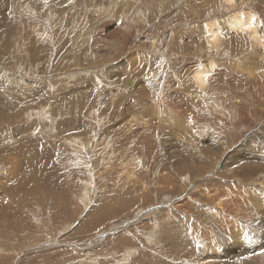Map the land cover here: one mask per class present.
Returning <instances> with one entry per match:
<instances>
[{
  "label": "rangeland",
  "instance_id": "rangeland-1",
  "mask_svg": "<svg viewBox=\"0 0 264 264\" xmlns=\"http://www.w3.org/2000/svg\"><path fill=\"white\" fill-rule=\"evenodd\" d=\"M235 11L264 33V0H0V264H208L259 244L264 46L225 28ZM105 198L134 202L74 234Z\"/></svg>",
  "mask_w": 264,
  "mask_h": 264
},
{
  "label": "bare ground",
  "instance_id": "bare-ground-1",
  "mask_svg": "<svg viewBox=\"0 0 264 264\" xmlns=\"http://www.w3.org/2000/svg\"><path fill=\"white\" fill-rule=\"evenodd\" d=\"M226 1L228 2V4L232 5L234 0H226ZM244 15H242L239 11H235L233 15L229 16L228 18H225V22H227V24H228V25L225 24V28H227L232 34H234V33L238 34L237 36H241V35H239L241 33L242 34L247 33L248 35H250V37H252L254 39V41L257 44H259V47L261 45L264 46V35H263L264 33L262 32L263 30H260L261 28L259 27L260 26L259 19L258 18L256 19L253 16V13L251 11H248L247 14H244ZM262 26H263V24H262ZM206 29H207V34L205 35V38H206L205 44L209 48V50H207V51H211L212 49L219 46V43L223 37L222 36L223 31H222V28H220V26L218 24V20L217 21L216 20L207 21ZM230 32H228L227 34H229ZM227 34H226V36H227ZM232 37H229V39H231ZM257 44H255V45H257ZM262 55H261L262 58H260V59L264 61V54H262ZM216 65H217V63L215 62V60L214 61L213 60H206V62L201 63L200 66H197L193 70L191 80H193V82H195L198 87L202 88L203 86L206 85L207 81L209 80V79H207V81L205 82V80H204L205 75H207L209 78L210 75L213 73V71L216 69ZM172 162H174V161H172ZM241 164H243V167L244 166L247 167V166L252 165V164L249 165V164H244V163H241ZM11 165H12V163H11ZM248 168H250V167H248ZM181 170L183 171V169H181ZM245 173H247V172H245ZM24 174H26L25 171H24ZM128 176H130V173L128 174ZM15 181H16V184L14 183L15 185H19V184L21 185L23 182L20 178H18V179L16 178L14 180V182ZM224 191L226 192V189ZM227 191L229 192V190H227ZM229 193H232V192H229ZM216 196H217V194H216ZM215 198H217V197H215ZM42 199H43L42 196L38 197L39 201H41ZM210 199H212V196ZM226 199L227 198H225V200ZM225 200L222 199L220 201V204L224 205L223 201H225ZM103 202H104L103 205L98 206V207H92L91 210L86 213L85 218L79 223L78 226L75 227V229L73 231L74 234H80V233L87 234L88 231H91L96 226H98V223H103L108 218L107 216L113 217L114 214H116V213L120 214V212H124V210H126L127 208H129L133 204L134 199H121L119 202H117V201L111 202V199L105 198V199H103ZM253 204H254V206L250 207V208H252L251 210L255 211V209H256L257 211H260V213H262L264 215V203H262V201H260V202L255 201V202H253ZM217 208H216V210H218ZM250 208L247 207L248 210ZM251 210H249V211H251ZM248 213L249 212H247L246 214L249 215L250 213L249 214ZM260 220H261L260 224L263 226L262 230L264 231V217L260 218ZM2 226H3V224H2ZM0 229H1V231H3V228H0ZM205 238L207 239V237H205ZM213 245H214V243L213 244L211 243L209 246L212 247ZM228 247H227V249H225V252H223V254H222V251H220V249H217V248L214 249L213 248L214 252L208 254V256L211 258H214V259L213 260L207 259V263L208 264H263V260H264V233L259 240V244H254L253 247H247V246H241V245H239L236 249L230 248V246H228ZM224 257H227V260H223ZM55 258H57V256H55ZM23 264H32V260L29 259L26 262H23Z\"/></svg>",
  "mask_w": 264,
  "mask_h": 264
},
{
  "label": "snow or ice",
  "instance_id": "snow-or-ice-1",
  "mask_svg": "<svg viewBox=\"0 0 264 264\" xmlns=\"http://www.w3.org/2000/svg\"><path fill=\"white\" fill-rule=\"evenodd\" d=\"M207 79H208V76H207V75H205V77H204V80H205V82L207 81Z\"/></svg>",
  "mask_w": 264,
  "mask_h": 264
}]
</instances>
